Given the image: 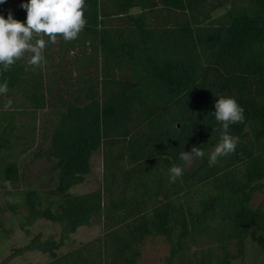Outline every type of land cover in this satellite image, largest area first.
Instances as JSON below:
<instances>
[{"label":"trees","instance_id":"obj_1","mask_svg":"<svg viewBox=\"0 0 264 264\" xmlns=\"http://www.w3.org/2000/svg\"><path fill=\"white\" fill-rule=\"evenodd\" d=\"M26 2L0 16L24 22ZM84 17L77 39L44 37L39 67L0 65L1 236L4 210L70 231L95 218L101 234L45 264H138L147 236L169 244L165 264H264V0H85ZM221 97L244 121L209 166ZM194 147L205 156L188 166ZM96 153L99 187L74 192Z\"/></svg>","mask_w":264,"mask_h":264},{"label":"clouds","instance_id":"obj_2","mask_svg":"<svg viewBox=\"0 0 264 264\" xmlns=\"http://www.w3.org/2000/svg\"><path fill=\"white\" fill-rule=\"evenodd\" d=\"M4 2L0 0V4ZM21 7L26 11L24 22L14 19L11 13L6 19L0 16V65L4 71L26 54H29V66L39 67L44 62L43 52L47 41L55 43L58 37L66 42L73 41L86 25L85 0H27ZM44 37H47V41ZM7 91V84H0V94H6ZM214 107L213 114L222 125V135L208 156L209 166L215 165L219 158L235 152L238 138L229 134V127L244 121L243 108L234 98L216 99ZM204 156L203 150L194 147L190 152L181 151L180 160L190 164L194 159ZM183 173V167L172 166L169 169L170 182H175Z\"/></svg>","mask_w":264,"mask_h":264},{"label":"rangeland","instance_id":"obj_3","mask_svg":"<svg viewBox=\"0 0 264 264\" xmlns=\"http://www.w3.org/2000/svg\"><path fill=\"white\" fill-rule=\"evenodd\" d=\"M28 169L32 179L39 177L40 181L44 180L40 177L36 162L29 164ZM100 180L101 154L96 153L91 159V170L86 182L73 188V191L84 192L98 188ZM262 197L263 192L255 193L252 206L257 205ZM2 215L10 229L8 235L0 234V264H45L52 259L53 254L64 253L102 233V224L95 218L70 231L46 219H38L26 225L21 223L18 215H11L6 210ZM168 253L169 244L162 236H147L141 246L138 264H165Z\"/></svg>","mask_w":264,"mask_h":264}]
</instances>
